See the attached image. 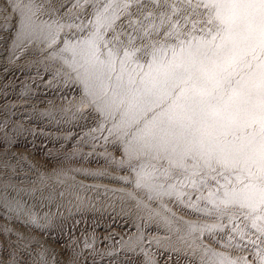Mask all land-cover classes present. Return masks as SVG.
<instances>
[{
    "label": "snow or ice",
    "instance_id": "snow-or-ice-1",
    "mask_svg": "<svg viewBox=\"0 0 264 264\" xmlns=\"http://www.w3.org/2000/svg\"><path fill=\"white\" fill-rule=\"evenodd\" d=\"M83 3L90 18L75 25L82 35L65 38L60 52L111 121L135 186L149 199L183 200L192 189L203 210L227 217L241 238L249 226L264 238V0ZM12 7L21 33L38 30L57 43L64 24L39 21L34 0ZM206 254L209 264H248ZM258 259L264 264V249Z\"/></svg>",
    "mask_w": 264,
    "mask_h": 264
},
{
    "label": "bare ground",
    "instance_id": "bare-ground-1",
    "mask_svg": "<svg viewBox=\"0 0 264 264\" xmlns=\"http://www.w3.org/2000/svg\"><path fill=\"white\" fill-rule=\"evenodd\" d=\"M60 1H62V0H60ZM59 0H34V3L36 4V5H38L39 6V11H38V17H39V21H42V22H47V23H49V24H51V23H53V22H57V23H60V24H64L65 25V27L63 28V30L62 31H60L59 32V39H58V41H57V43H49V41L43 36V35H41L40 33H39V31L37 30V31H29V32H25V33H21L20 32V26H19V17H18V13L13 9V7H12V4L14 3V0H0V5H2V7H4L5 6V8H6V10L5 11H8L9 13V17L11 16V18L10 19H8L7 18V16H8V14H7V16H6V18L8 19H2L1 17H3L4 18V16H2V14H4V13H1V12H3V11H1L0 13H1V15H0V68H4V69H7V70H10V68H11V63L12 64H14V68L15 67H17L16 66V64L17 65H21V67H23V69H24V66L26 67V66H29L30 64V66L32 67L33 65V63L34 64H36V65H38V66H41V68L42 69H45V68H47V70H48V73H50L51 74V72H52V74H53V78L51 77V76H49V79L46 77V85L48 86L49 84H47V82H48V80H50V78H52V79H54V78H56V80H60L58 83L59 84H61V82L63 83H66L67 85H68V83L70 82V83H72L73 85H75L80 91L79 92H81L83 95H81V96H84V97H82V98H84V99H87L86 101H88L89 100V102H90V98L89 97H87L86 95H85V93H84V88H83V85L79 82V80L76 78V75H75V73L68 67V65L65 63V58H67L68 56H69V54L68 53H61L60 52V49L63 47V43H62V41L65 39V38H68V39H76V38H79L81 35H82V33H80V31L78 30V28L77 27H75V25H79V23L81 22V21H83V19L82 18H79V17H77V16H80V14H79V12L81 13V10H76L77 12H78V14H75L74 13V10L73 9H71V7H73V6H75V5H77V0H71V2L69 3L70 5H71V7L69 6V4L67 3L66 5H68L67 6V8L69 9V10H65V9H63V10H65V12L64 11H61V9H60V12H59V14L61 13V12H64V14L63 15H59V14H57L58 12H57V8H58V6L59 5H63V4H65L63 1H62V4H60L61 2H60ZM70 1V0H69ZM69 1H67V2H69ZM83 0H79V3H81ZM83 3V2H82ZM90 4V3H89ZM82 5V4H81ZM1 7V8H2ZM66 7V6H65ZM64 6H63V8H65ZM79 8H80V6H78ZM60 8H61V6H60ZM75 8H77V6H75ZM59 9V8H58ZM1 10V9H0ZM134 10V9H133ZM4 11V12H5ZM91 12H92V8H91V10L89 11V17L88 18H85L84 19V21H86L87 19H89L90 18V14H91ZM7 13V12H6ZM5 13V14H6ZM4 14V15H5ZM69 24H71V25H74L73 27H67V25H69ZM7 31H10V32H8L7 33ZM84 34H86V33H84ZM40 55H42V56H40ZM44 55H46V56H48V59H46L45 57V62H42V60L43 59H40V57L42 58ZM11 62V63H10ZM36 65H34L35 66V68H36ZM29 66V67H30ZM33 66V67H34ZM55 66H60V67H62V68H64V69H66V72L64 73V70L62 69V70H55ZM20 67V66H19ZM18 67V68H19ZM20 67V68H21ZM26 68H28V67H26ZM25 68V69H26ZM37 68H39V67H37ZM54 68V69H53ZM3 69V71H5ZM25 69H24V71H25ZM29 70H30V68H28ZM34 69V68H33ZM15 70V69H14ZM19 70L21 71L22 69H18V72L17 73H20L19 72ZM28 70V71H29ZM3 71H2V69H0V73H3ZM12 71H13V69H12ZM28 71H27V69H26V73H28ZM32 71V70H31ZM30 71V72H31ZM42 71V70H41ZM49 71H51V72H49ZM6 72V71H5ZM29 72V73H30ZM7 73V72H6ZM10 73H11V71H10ZM13 73V72H12ZM15 74H16V72H14ZM13 73V75H15ZM22 73V72H21ZM25 73V76L26 75H28V74H26ZM35 73V72H34ZM41 73H43L42 75H45L44 74V71L43 72H41ZM47 73V72H46ZM47 73V74H48ZM23 74V73H22ZM54 74H56L55 76H54ZM2 75V74H1ZM6 75H8V74H6ZM10 75V74H9ZM30 76H31V73L29 74ZM41 75V74H40ZM41 75V76H42ZM17 76H18V74H17ZM21 76H23V75H20V77ZM37 76H38V73H37ZM47 76V75H46ZM3 77V76H2ZM32 77V76H31ZM34 77H35V75H34ZM34 77H32V78H34ZM40 77V76H39ZM45 77V76H44ZM2 79V81H3V78H1ZM23 78H21V80H22ZM45 79V78H44ZM36 80H37V77H36ZM35 78H34V83H35ZM41 80V79H40ZM40 80H38L40 83L42 82V81H40ZM16 81V80H15ZM18 81V80H17ZM54 81H55V79H54ZM53 81V82H54ZM1 82V81H0ZM19 82H21V83H19ZM19 84H22V81H20V79H19ZM37 82V81H36ZM43 82H45L44 80H43ZM51 81H49V83H50ZM4 83V81L2 82V84ZM24 83V82H23ZM31 83H32V81H31ZM30 83V81H29V83H28V87L29 86H32V87H34L32 84ZM33 83V84H34ZM55 83V82H54ZM54 83H52L51 82V84H53L52 85V87H53V90L55 89L54 88V85H55V87H56V84H54ZM58 83H57V86H58ZM69 83V84H70ZM5 84V83H4ZM42 84V83H41ZM45 84H43L44 85V87H46V89H41V90H43V91H45L46 90V92L48 91L47 89L49 88V87H47V86H45ZM72 84H70L72 87V89H74V87H73V85ZM0 85H1V83H0ZM10 84H8V87H10L11 85V87L13 88V84H11L10 86H9ZM14 85H15V82H14ZM17 85V84H16ZM23 85V84H22ZM36 86V85H35ZM39 86V85H38ZM37 86V87H38ZM51 86V85H50ZM60 86V85H59ZM62 86H64V84L62 85ZM0 87H4V85L2 86H0ZM6 87V86H5ZM16 87V86H15ZM15 87L13 88V89H15ZM17 87H20L21 89H19V90H21L22 91V86L20 85V86H17ZM23 87H24V85H23ZM26 87V86H25ZM36 87V88H37ZM41 87V86H40ZM40 87H38V88H40ZM61 87V86H60ZM60 87H58V89H57V91L55 92V94H58L59 92H60ZM70 87V86H69ZM30 88V87H29ZM51 88V87H50ZM77 88H75V89H77ZM17 89V88H16ZM31 89V88H30ZM25 90V92L27 91V88H25L24 89ZM33 90H35V88L33 89ZM33 90H28L30 93H31V91H33ZM37 90H39V93L41 92V90L40 89H37ZM50 90V93H51V89H49ZM56 90V89H55ZM62 90V89H61ZM6 91H8V88H7V90ZM6 91H4V92H6ZM9 91H10V88H9ZM43 91L41 92L43 95H45L46 94V92H44L43 93ZM66 91H68V89L66 88ZM15 92H16V94H17V91L15 90ZM15 92L14 93H12V94H14L15 95ZM19 92V91H18ZM25 92H23V94L21 93V92H19V93H21L22 95H24L25 94ZM53 92V91H52ZM74 92H76V91H74ZM78 92V90H77V92L76 93H79ZM30 93L28 94V96L30 97L31 95H30ZM33 93V92H32ZM31 93V94H32ZM38 94V92H36L35 91V94ZM54 93V92H53ZM72 94H74L73 93V91L71 92ZM6 93H4V95H5ZM9 94V93H8ZM47 94H49V93H47ZM52 94V93H51ZM68 94V92H66V95ZM70 94V93H69ZM80 94V93H79ZM79 94L78 95H76V97H78L79 96ZM40 95V94H39ZM58 95H60V94H58ZM64 95H65V93H64ZM71 95V94H70ZM70 95H68V96H70ZM11 96V95H10ZM26 96H27V92H26V94H25V97L24 96H22V97H19L18 98V101H12L11 103H13V104H11V108H14V109H21V108H23V109H26V107L30 104V102H32V100H27V98H29V97H27L26 98ZM32 96H34V93H33V95ZM38 96V95H37ZM36 95H35V97H37ZM41 96V95H40ZM46 96V95H45ZM45 96H43V97H41V98H39L38 97V99H39V101H38V103L39 102H42V101H40V99L41 100H43V98L45 97ZM51 97H53L52 95H50ZM50 96H48V97H50ZM62 96V95H61ZM60 96V97H61ZM67 96V97H68ZM72 96V95H71ZM75 96V95H74ZM81 96H79L80 98L79 99H81ZM3 97V96H2ZM4 97H7V94H6V96H4ZM59 97V96H58ZM73 97V96H72ZM71 97V98H72ZM24 98H26V99H24ZM34 98V97H33ZM32 98V99H33ZM45 98H47V97H45ZM54 98H56V96L54 97ZM53 98V99H54ZM64 98H66V97H64ZM70 98V99H71ZM3 99V98H2ZM6 100H7V98H5ZM37 99V98H36ZM56 99H58V98H56ZM61 99L62 100H60L59 102H56V104H55V101L53 102L54 104H52L50 101V103H51V105L46 109V108H44V105H43V107L42 108H44L43 110H44V113H45V115L46 116H48L49 118H51L52 120H53V118H57V121H59L58 120V117H59V115L61 114V116H60V118L63 116H68V118H67V120L66 119H64L63 120V118H62V121H69L68 119L71 117V118H74L73 120H74V122L76 121L75 119H76V117H79V118H83V119H85V121H83L84 123L85 122H91V120H92V122H95V124L97 125V127H96V125H95V128H93L94 127V125H93V127H91V128H93L92 130H94V129H96V128H98L99 129V131H97L95 134L97 135V133L98 134H100V136L102 135L103 137L104 136H110V140H111V138L112 139H114L115 141L114 142H117V144L120 146V148H121V151H122V153L120 154L119 153V151H120V149H119V151L118 152H116V153H118L119 155H122V157H121V159L123 158V160H121L122 162L123 161H125V159H124V152H123V147H122V144H121V142L114 136V135H112V134H110L109 133V131H108V129L109 128H111V126H112V124H111V121L110 120H106V119H104V117H102L101 116V114L97 111V109L95 108V106L92 104V103H90V106H88V105H86L85 103H82L83 101H84V99H83V101H82V99H81V101H80V103H78V101H73V100H67L66 101V99H65V101L63 102V98L61 97ZM69 99V98H68ZM73 99H75L74 97H73ZM35 100V99H34ZM34 100H33V102H34ZM48 100V99H47ZM50 100H52V98L50 99ZM59 100V99H58ZM75 100H78V99H75ZM29 101V102H28ZM44 101H45V99H44ZM32 102V103H33ZM36 102V101H35ZM34 102V104L36 105V103ZM48 102V103H49ZM28 103V105L26 106V104ZM45 103V102H44ZM35 105L33 106V104H31V106H33V111H35ZM46 105L48 106L49 104H47L46 103ZM46 106V107H47ZM25 107V108H24ZM38 108V107H37ZM36 108V109H37ZM40 108V107H39ZM45 109L47 110L46 112H45ZM28 110L29 111H31L30 110V108H28ZM43 110H42V112H43ZM37 111H39V110H37ZM26 114H27V109H26ZM36 112V111H35ZM34 112V113H35ZM34 113L32 114V115H34ZM39 113V112H38ZM37 112H36V117L38 116L37 114H38ZM41 113V112H40ZM43 113V114H44ZM29 114V113H28ZM27 114V115H28ZM43 114H41V116H39V117H42V115ZM63 114H65V115H63ZM31 115V114H30ZM31 115V116H32ZM40 115V114H39ZM28 117H30L29 115H28ZM34 116H32V118H33ZM45 117V116H44ZM47 117V119H49ZM38 118V117H37ZM46 118V117H45ZM45 118H44V120H45ZM55 118V119H56ZM66 118V117H65ZM79 118H77L78 120H80ZM41 119H43V118H41ZM50 119V120H51ZM39 120H40V118H39ZM82 120V119H81ZM43 121V120H42ZM42 121H40V122H42ZM54 121V120H53ZM52 121V122H53ZM57 121H55V122H53L54 123V125L56 124V122ZM39 122V121H38ZM39 122V123H40ZM48 122V121H47ZM47 122H45V124L47 123ZM60 123H61V121H59ZM71 122H72V119H71ZM91 122V123H92ZM44 122H42V124H43ZM53 123L52 124H50V122H49V124L50 125H53ZM64 123V122H63ZM77 123H78V121H77ZM76 123V124H77ZM83 123V124H84ZM42 124H40V125H42ZM48 124V123H47ZM46 124V125H47ZM62 124V123H61ZM61 124H60V126H61ZM67 124H69L70 125V123L69 122H67L65 125H67ZM75 124V123H74ZM75 124V125H76ZM80 124V123H79ZM79 124H77V127H79L78 125ZM82 124V123H81ZM80 124V125H81ZM82 124V125H83ZM39 125V126H40ZM57 125H58V128L60 129V128H62V127H59V124L57 123ZM73 125V124H72ZM92 125V124H91ZM102 125H103V127H102ZM68 126V125H67ZM85 126H90V125H86L85 124ZM41 128L43 127V128H45L44 126H40ZM46 127H48V125L46 126ZM51 127V126H50ZM69 127V126H68ZM70 127H72L71 125H70ZM76 127V126H75ZM74 126L72 127L73 128V130H74V128H75ZM76 127V128H77ZM81 127V126H80ZM53 128V127H52ZM55 128V127H54ZM53 128V129H54ZM56 128H57V126H56ZM57 128V129H58ZM63 128H64V126H63ZM71 128V129H72ZM82 128H84V127H82ZM81 128V129H82ZM91 128H89V129H91ZM69 129V128H68ZM78 129V128H77ZM48 130H51V128L50 129H48ZM56 130V129H55ZM73 130H71V131H73ZM88 130V128L86 129L85 128V131H87ZM58 131V130H57ZM76 131V130H75ZM78 131V130H77ZM76 131V132H77ZM79 131H80V128H79ZM84 131V132H85ZM90 131V130H89ZM74 132V131H73ZM80 132H82V131H80ZM79 132V133H80ZM84 132L83 133H81V134H84ZM101 132V133H100ZM57 133V132H56ZM56 133H54V135L56 134ZM60 133V132H59ZM87 133H88V131H87ZM86 133V134H87ZM63 134V133H62ZM61 133H60V138L61 137H63V135H62ZM95 134H94V136H95ZM51 135L53 136V133H51ZM75 135H77V134H75ZM42 136V135H41ZM46 136H48V134H46ZM46 136L44 137V138H46ZM50 136V135H49ZM52 136H50V137H52ZM56 137H57V134L55 135ZM55 136H53L52 138H50V140L51 139H53ZM65 136V135H64ZM68 137H70L69 135H67ZM72 137H73V135H71ZM80 136V135H79ZM89 136V135H88ZM90 136H92V135H90ZM94 136H92L93 138H94ZM107 136V137H108ZM39 137V136H38ZM43 137H41V138H43ZM67 137V138H68ZM83 137H87L86 135H81V138H83ZM44 138H43V140H44ZM59 138V139H60ZM79 139V140H77V138L75 139V138H73L75 141L74 142H76V141H78L77 142V145H80V144H78L79 143V141L81 140H83V139ZM90 138V137H89ZM88 138V140H89V142H91V140ZM93 138H92V140H93ZM98 138H100V137H98ZM97 138V136H96V139H98ZM47 139V138H46ZM48 139H49V137H48ZM47 139V140H48ZM55 139V141H58V138H54ZM54 139L52 140L53 142H54ZM63 139V138H62ZM64 139H66L65 137H64ZM85 139V138H84ZM95 139V138H94ZM105 139V138H104ZM108 139V138H107ZM106 139V140H107ZM31 140H32V138H31ZM33 140H35V139H33ZM46 140V141H47ZM67 141L68 140H70V138H68V139H66ZM103 140V139H102ZM109 140V141H110ZM36 141V140H35ZM37 141H38V138H37ZM40 141V140H39ZM45 141V140H44ZM43 141V142H44ZM46 141H45V143H46ZM63 141V140H62ZM61 141V142H62ZM65 141V140H64ZM71 141H72V139H71ZM84 141V140H83ZM82 141V142H83ZM104 141V140H103ZM103 141H100L101 142V144L103 145ZM108 140H107V143L109 142ZM111 141H113V140H111ZM110 141V142H111ZM50 142V141H49ZM48 142V143H49ZM59 142V141H58ZM73 142V143H74ZM85 142V143H84ZM83 143L84 144H86V140L84 141ZM93 142V141H92ZM91 142V143H92ZM105 142V141H104ZM109 142V143H110ZM113 142V143H114ZM35 143V142H34ZM40 143H41V141H40ZM47 143V144H48ZM60 143V142H59ZM64 143V142H63ZM62 143V144H63ZM66 143V142H65ZM82 143V144H83ZM90 143V144H91ZM97 143V142H96ZM96 143H94L93 145H95ZM99 143V142H98ZM97 143V145H99ZM112 143V142H111ZM112 143V144H113ZM36 144H38V142H36ZM51 144H54L55 145V143H50L49 144V146L51 145ZM57 144V143H56ZM62 144L60 145L59 144V146L61 147L62 146ZM69 144H71V143H69ZM76 144V143H75ZM83 144V145H84ZM111 144V145H112ZM115 144V143H114ZM31 145H34L33 144V142H32V144ZM40 145V144H39ZM42 145V144H41ZM63 145H65V144H63ZM77 145H75V147L77 146ZM82 145V146H83ZM92 145V146H93ZM105 145H107V144H105ZM116 145V144H115ZM114 145V146H115ZM38 146V145H37ZM48 146V145H47ZM58 145L56 146V148H58L59 147ZM71 146L73 147V144H71ZM71 146H69V145H67L66 147L68 148V147H71ZM96 146V145H95ZM100 146V145H99ZM117 146V145H116ZM51 147V146H50ZM71 147V148H72ZM80 148H82L81 146H79ZM86 147H87V144H86ZM94 147V146H93ZM98 147V146H97ZM101 147V146H100ZM107 147H110V145L108 146L107 145ZM30 148H31V146H30ZM40 148H41V146H40ZM55 148V149H56ZM63 148V147H62ZM71 148H69V149H71ZM85 148V147H84ZM89 148H91V147H89ZM113 148V147H112ZM117 148V147H116ZM34 149V151H35V148H33ZM54 149V150H55ZM61 149V148H60ZM64 149H65V147H64ZM73 149V148H72ZM77 147L76 148H74L73 150H75L76 151V153H77ZM91 149H96L95 147L94 148H91ZM103 149H104V147H103ZM103 149L101 148V150L103 151ZM105 149H106V146H105ZM104 149V150H105ZM118 149V148H117ZM53 149H51V151H52ZM53 150V151H54ZM57 150V149H56ZM55 150V151H56ZM59 150V149H58ZM79 150V149H78ZM82 150V149H81ZM84 150H86V148L84 149ZM83 150V151H84ZM94 150H92V152L94 151ZM97 150V149H96ZM31 151H32V149H31ZM38 151V150H37ZM36 151V152H37ZM52 151V152H53ZM55 151H54V153H55ZM66 151L68 152L69 150L68 149H66ZM82 151V152H83ZM89 151H91L90 149H89ZM100 151V150H99ZM106 151V150H105ZM108 151V150H107ZM114 150L112 149L111 150V152H113ZM117 151V150H116ZM17 152V151H16ZM61 152V154H62V150L60 151ZM71 152H72V150H71ZM95 152V151H94ZM111 152H107V155H105L106 153L105 152H103V153H105V154H103V156L105 155L106 157L108 156V153H111ZM115 152V151H114ZM114 152L113 153H111V156H112V154H114ZM32 153H33V151H32ZM31 153V154H32ZM57 153V152H56ZM65 153V152H64ZM73 154L75 153V152H72ZM71 153V154H72ZM75 153V154H76ZM85 153L86 152H84V153H82V155L84 154L85 155ZM87 153H90V152H88L87 151ZM15 154V153H14ZM16 154H18V153H16ZM60 153H58V155H61ZM67 153H65V155H66ZM73 154H72V157H73ZM75 154H74V156H75ZM78 154L79 153H77V156H78ZM91 154H93V153H91ZM94 154H96V153H94ZM100 154V153H99ZM19 155H21L20 153H19ZM33 155V154H32ZM53 158H54V154L52 155V154H50ZM63 155V154H62ZM79 155H81V154H79ZM15 156V159L16 158H18L19 156L18 155H14ZM16 156H18V157H16ZM22 156V155H21ZM29 156V155H28ZM55 156H57L56 154H55ZM86 156V155H85ZM84 156V157H85ZM94 156V155H93ZM110 156V155H109ZM27 157V156H26ZM25 157V158H26ZM32 157V156H31ZM30 157V158H31ZM52 157H50L49 156V159H50V161H51V159H52ZM59 157V156H58ZM64 157H67V155L66 156H63V157H59V158H64ZM68 157H71L70 155L68 156ZM71 157V158H72ZM84 157H81V158H84ZM90 158H91V156H89ZM98 157V159H99V156H97ZM113 157V158H112ZM112 157H109L110 159L109 160H111V158L112 159H114V157L116 158V155L115 156H112ZM118 158H119V156H117ZM20 158H22V159H25L24 158V156L23 157H20ZM29 157H27V159H28ZM48 158V157H47ZM59 158H57V159H59ZM93 158V157H92ZM118 158H116V160L118 159ZM27 159H25V160H27ZM34 159V158H33ZM66 159V158H65ZM65 159H64V161L63 162H65ZM75 159V158H74ZM79 160H81L80 159V156H79V158H78ZM78 159L76 160V161H78ZM86 159H88V158H86ZM95 159V158H94ZM94 159H92V160H94ZM101 159V158H100ZM106 160H104L103 162H104V166H106L105 167V169L106 168H108L107 166H110L108 163H105V161H107V159L108 158H105ZM34 160H36V158L34 159ZM52 160H54V159H52ZM60 160V161H61ZM75 160H73V161H75ZM83 160V159H82ZM89 160V159H88ZM17 161V160H16ZM20 162H21V160H19ZM18 161V162H19ZM23 161V160H22ZM30 160H28V162H29ZM39 161V160H38ZM46 161H48L47 159H46ZM55 161V160H54ZM57 161V160H56ZM60 161H57L58 163H60ZM68 160H66V162H67ZM70 161V160H69ZM72 161V160H71ZM75 161V162H76ZM90 161V160H89ZM89 161H85V164L87 163V162H89ZM98 161V160H97ZM97 161H96V163H97ZM114 161H115V159H114ZM119 161V160H118ZM27 162V163H28ZM30 162H32V160L30 161ZM35 162H37V161H35ZM34 162V163H35ZM51 162H53V161H51ZM65 162V163H66ZM80 162H84V161H80ZM91 162V161H90ZM92 162H94V161H92ZM101 162H102V160H101ZM101 162H99L100 163V165L102 164ZM112 162V161H111ZM122 162H120L119 164L121 165V163ZM25 163H26V161H25ZM34 163H33V165H34ZM39 163V162H38ZM38 163L36 164L35 163V165L34 166H32V164L30 165V166H32L28 171L27 170H25L24 169V167H26L25 166V164H23V162H22V164L24 165L23 166V169L25 170H21V171H18V170H16L17 169V167H15V169H13V171L12 172H10V173H8V172H0V213H2V214H0V215H3V216H5V220L7 221H10V222H12V223H14V224H16L17 223V225L19 224L18 222H20V223H22V224H20V225H24V226H26V228H30V226H35V227H38L39 229H40V231L42 232L43 230L40 228L41 226H39V225H42L43 223H47V224H52L51 226L53 227V222L55 223V222H57L58 220H61V219H70L71 220V218H74V217H76V218H74L75 219V221H76V219L77 218H79V219H81L82 221H83V218L86 216V218L87 217H91L92 215H93V213H95V212H97V211H99V210H101L102 212V215L101 216H103V215H105L106 217H105V219H108V218H110L109 220L111 221H109V226H104V225H102L103 227H101L100 225H99V227H101V229H107V228H109V230L111 229H113V227L115 226V225H117V222L114 220V218H116V215L118 214V215H121V214H123V216L124 217H126L125 215H124V212H127V213H131V215H128V216H131V217H129V218H131L132 219V221L134 222V223H132L131 222V220H130V222H128V219H125V218H123L122 217V215H121V218H123L122 219V223H121V221H120V217H119V222L122 224V225H125L126 227H124L123 226V228L124 229H128V228H131V224H132V226H133V230L135 231V232H133V230H131L130 229V231L131 232H133V236H130V235H132V233L130 232V233H126L127 234V238H126V240L128 241V242H130L129 244H128V242H127V249H128V247H133V248H135L136 246V249L138 248V244H139V246L140 245H144L145 244V240L147 239V240H149L150 242H153V240L156 238H152V236L154 237V232L155 231H153V230H151V228L152 227H155L156 225H157V227H156V231H158V232H160L161 234L158 236V235H156V236H158L159 237V239L161 238L162 239V242L160 243V245L163 243L164 245L165 244H171V245H169L170 247H172V249H174L175 248V246H177L174 250H173V253H172V256H173V254H174V256H175V254L177 255V252H175V250L177 249V248H181V249H183V250H181V251H187L188 253L190 252V253H192V255H193V253L197 256V257H199L200 259H198L197 257H195V255H193V257H192V255L191 254H189V255H191V256H189V257H191V258H197L199 261L198 262H201L200 260H202L203 259V261L205 262V264H209V260H210V256L208 255V254H206V247H203L202 246V241H201V243L199 242L200 241V238L198 237L199 236V233L195 230V229H193L192 228V226L193 225H195V222L193 221V219L191 220L190 219V221L188 220L190 217H188L187 216V218H185L186 217V215H185V213H184V215H185V217L183 218V216H180L179 214H183V212L182 213H179V214H177L176 215V211L174 212L173 210H171L170 208H172V206L170 207L169 205H171L172 203H174V202H176V201H171V204H169L168 202L171 200V197L170 196H162V197H156L154 194H153V198L152 199H149V192L147 191V189H145V188H137L136 186H135V173L132 171V169L131 168H129L128 166V168H129V171H128V169L126 170V171H128L129 173H131V180H129L130 182H128L127 183V179L125 178V177H119L118 178V180H121L122 181V183H127V184H121V182L120 183H114V182H107V181H104L103 179H105L106 180V178H107V180L109 181V178L108 177H106V176H110V177H113V175H114V177H115V174L114 173H111V172H103V170L102 171H100V169H99V167H101V166H99L98 167V165H99V163H97L98 165L95 167V168H89V166H88V163H87V166H88V168H84L85 166H83V169L81 170H77V171H75V167L73 166L72 167V169L74 168V170H70L71 169V167H69L68 168V166H67V168H68V170H70V171H66V169H64V168H66V165H67V163L65 164V167H63L62 168V164H59L60 166H61V168H62V170L61 169H57L58 167H60V166H58L57 168H55V169H49L48 167H49V165L47 164V162L45 163V165L47 164L48 166L45 168L44 167V164H42V162L41 163H39V164H42L43 166L42 167H40L41 165H38ZM44 163V162H43ZM54 164H55V162H53ZM110 163V162H109ZM125 163V162H124ZM28 164H30V163H28ZM52 164V163H51ZM57 164V163H56ZM70 164V162L68 163V165ZM80 164H83V163H80ZM90 164V163H89ZM108 164V165H107ZM111 164V163H110ZM58 165V164H57ZM72 165H75L74 163L72 164ZM91 165V164H90ZM94 165V164H93ZM103 165V164H102ZM112 165V164H111ZM114 165V164H113ZM115 165H116V162H115ZM117 165H118V163H117ZM116 165V166H117ZM126 165V164H125ZM30 166H27V167H30ZM39 166V167H38ZM52 166V165H51ZM64 166V165H63ZM76 166V165H75ZM78 166V165H77ZM81 166V165H80ZM115 166V167H116ZM123 166H124V164H123ZM22 167V166H21ZM20 167V168H21ZM44 167V168H43ZM53 167V166H52ZM90 167H94V166H90ZM118 167H119V165H118ZM78 168V167H77ZM76 168V169H77ZM81 168V167H80ZM121 169L122 168H124V167H120ZM22 169V168H21ZM99 169V170H98ZM104 169V170H105ZM109 169H111V167L109 168ZM20 170V169H19ZM108 169H106V171H107ZM27 171V172H26ZM110 171V170H109ZM114 171V170H113ZM112 171V172H113ZM122 171V170H121ZM106 175V176H105ZM121 175V174H120ZM117 176V175H116ZM129 176V175H128ZM102 177V179H100ZM113 177V178H114ZM127 177V176H126ZM113 178H112V180H113ZM126 180H125V179ZM130 179V178H129ZM111 180V179H110ZM111 180V181H112ZM114 180H115V178H114ZM116 181H117V179H116ZM118 182V181H117ZM119 184H121V185H119ZM186 190H189V191H193V190H190V189H186ZM185 190V191H186ZM189 191H186V192H189ZM195 193V192H194ZM193 193V194H194ZM189 196H191L192 197V195H188L187 197L189 198ZM198 196V195H197ZM173 198H175V197H172V199ZM184 199V198H183ZM186 199V198H185ZM184 199V200H185ZM193 198H191V200H192ZM175 200H177L176 198H175ZM184 200L183 201H181V200H178V201H181V202H179V204L181 203V205H180V207L181 206H183L182 204V202H184ZM190 200V201H191ZM194 200V199H193ZM192 200V201H193ZM195 200L197 201V199H196V197H195ZM194 200V201H195ZM177 201V202H178ZM186 201H188V200H186ZM186 201H185V203L184 204H186ZM201 202V201H200ZM187 203H189V202H187ZM173 206L175 205V203L174 204H172ZM178 205V204H177ZM187 205V204H186ZM170 207V208H169ZM177 207V206H176ZM175 208V207H174ZM173 208V209H174ZM182 209H183V207H181ZM175 209H177V208H175ZM184 209H185V207H184ZM178 210V209H177ZM185 210H187V209H185ZM179 212V211H178ZM5 213V214H4ZM98 213V212H97ZM112 213H114V214H116L115 216H114V218H112V216L111 217H109L110 215ZM119 213H121V214H119ZM186 214H187V212H186ZM88 215V216H87ZM80 216V217H79ZM83 218H82V217ZM97 216H100V215H97ZM100 216V217H101ZM127 216V217H128ZM2 217V216H1ZM104 217V216H103ZM108 217V218H107ZM86 218H84L85 219V222H86ZM112 218V219H111ZM1 219V218H0ZM68 219V220H69ZM88 219V221L90 220V221H92L91 220V218L89 219V218H87ZM94 219V218H93ZM95 219H96V217H95ZM93 220V221H96V220ZM104 219V220H105ZM187 219V220H186ZM1 220H3L1 223H6V221H4V219H1ZM67 220V221H68ZM69 220V221H70ZM103 220V221H104ZM117 220V219H116ZM64 220H62V222H63ZM74 221V220H73ZM107 221V224H108V220H106ZM193 221V222H192ZM60 221H58L57 223H59ZM65 222V221H64ZM79 222V223H78ZM84 222V223H85ZM97 222H98V220H97ZM105 222V221H104ZM119 222H118V224H119ZM68 223H70V222H68ZM72 223V222H71ZM75 223V222H74ZM74 223H72L71 225L72 226H74ZM82 224V222L80 221V220H78L77 219V221H76V231H77V233H79V235H77L75 232V234H76V238H74L73 236V238H74V240H75V243H73V244H75L74 245V247L72 248V250H70L68 247H66V248H64V246H63V244L64 243H62V245L61 246H58V243H57V245H56V243L54 244V245H56V246H54V247H56L55 249L53 248V246H51V245H49L48 244V242H46V241H44L43 239H42V237H40V235H36L34 232L32 233V232H29L30 230H28V229H26L27 231V233H25V229L23 230V229H21L20 231H24V233L25 234H22V238L23 239H21L22 241L24 240L25 241V243H22L21 242V240H20V238L19 237H21V235L19 236L18 234H16L15 236H13V237H16L17 235L19 236L18 238H19V240H20V245H21V248L23 249H25V250H27L28 251V253H32L33 254V256L32 257H34L37 261H38V263L39 264H92V262L94 261H92L91 259H93L92 257H91V259L89 260L88 259V257L86 256V254H88V252H87V250H86V252H84L85 250H84V246H86L87 245V248H89L90 249V247L89 246H91L90 244H94V238H95V236H94V234L92 233V224H93V222H92V224H91V227H86V225L85 224ZM100 223H103L102 221L100 222ZM130 223V224H129ZM7 224V223H6ZM46 224V225H47ZM61 223H59L58 225H60ZM66 224H67V222H66ZM86 224H88L89 225V223H86ZM96 224H98V223H96ZM104 224V223H103ZM106 224V223H105ZM120 224V226H122ZM135 226H134V225ZM3 224H1V226H2ZM54 225H57V224H54ZM63 225H65V224H63ZM94 225V224H93ZM5 228L8 226V224H7V226H5V224L3 225ZM2 226V227H3ZM19 226V225H18ZM44 226V225H43ZM49 226V225H48ZM47 226V227H48ZM66 226V225H65ZM97 226V225H96ZM94 227V228H97V227ZM119 226V225H118ZM161 227L160 229L158 228V227ZM9 227H12V226H9ZM23 227V226H22ZM31 227V228H32ZM50 227V226H49ZM58 227V226H57ZM67 227V226H66ZM98 227V228H99ZM111 227V228H110ZM4 228V229H5ZM21 227H19V229H20ZM54 229H55V227H53ZM59 228H61V225H60V227H58L57 229H59ZM63 228H65V227H63ZM68 228V227H67ZM69 228H70V225H69ZM72 228H74V227H72ZM91 230H90V229ZM157 228L159 229V230H157ZM4 229H0V230H4ZM33 229V228H32ZM45 229H46V226H45ZM48 229V228H47ZM50 229V228H49ZM56 229V230H57ZM100 229V230H101ZM115 229H117V228H114L113 229V232L115 231ZM121 229V228H120ZM249 229V228H248ZM252 228L250 227V230H251ZM14 230V229H13ZM12 230V231H13ZM53 229H51L50 231H52ZM56 230H55V232H56ZM61 230H63V229H61ZM65 231H66V229H64ZM70 230V229H69ZM68 230V231H69ZM98 230V229H97ZM109 230H107V232L109 231ZM110 230V231H111ZM118 230V229H117ZM121 230H123V229H121ZM120 230V231H121ZM6 232L7 231H11L10 229H8V228H6V230H5ZM15 231V230H14ZM33 231V230H32ZM36 231V230H35ZM45 231V230H44ZM60 230H58L56 233L58 234V232H59ZM65 231H63L64 233H65ZM70 231H73V229H71ZM103 231V230H102ZM109 231V232H110ZM125 232H127L126 230H124ZM129 231V230H128ZM152 231H153V233H152ZM254 231V230H253ZM105 232H106V230H105ZM105 232H103L104 234H105ZM108 232V234H110V233H112V234H110V235H112L113 236V238L112 239H114V238H119V233L118 232H110L109 233ZM121 232H123V231H121ZM125 232H124V236L126 237V235H125ZM149 232H151V234L149 233ZM0 233H1V231H0ZM3 233V234H2ZM1 234L2 235H4L5 236V234H4V232H2ZM10 233V235H12L11 234V232H9ZM12 233H15V232H12ZM51 233H53V232H51ZM55 233V234H56ZM60 233H61V231H60ZM68 233L69 232H67V235H68ZM100 233H101V231H100ZM1 234H0V236H1ZM8 234V233H7ZM43 234V233H42ZM54 234V235H55ZM63 234V233H62ZM128 234H130V235H128ZM149 234H150V236H149ZM157 234V233H156ZM159 234V233H158ZM46 235V234H45ZM47 235H49L48 233H47ZM71 235H73V234H71L70 233V235L68 236L69 238H70V236ZM98 235H99V230H98ZM107 235V234H106ZM110 235H108L109 237H112V236H110ZM145 235V236H144ZM147 235H148V237H147ZM152 235V236H151ZM8 236H9V234H8ZM49 236H51V235H49ZM56 236V235H55ZM66 236V235H65ZM94 236V237H93ZM107 236V237H108ZM131 238H130V237ZM13 237H11L12 239H14ZM47 237V236H46ZM52 237V236H51ZM54 237V236H53ZM59 237V236H58ZM58 237L57 238H55V239H58ZM67 237V236H66ZM65 237V238H66ZM99 237H102V236H99ZM103 237H105L104 235H103ZM103 237L102 238H99L98 240H99V242L101 241L100 239H103ZM108 237V238H109ZM125 237L123 238V240L125 239ZM146 237V239H144ZM1 238V237H0ZM10 238V237H9ZM11 238H10V240H11ZM62 238V237H61ZM64 238V237H63ZM73 238L71 239V240H73ZM117 238V239H118ZM121 243H122V235H121ZM128 238H130L129 240H128ZM3 239H4V237H3ZM3 239L1 238L0 240H2L3 241ZM69 239V240H70ZM96 239V238H95ZM117 239L115 240V241H117ZM140 239H142V241H143V239H144V242H140ZM161 239H160V241H161ZM6 240V238L4 239V241ZM7 240H9V239H7ZM9 240V241H10ZM46 240H48V239H46ZM59 240V239H58ZM66 240V239H65ZM69 240H67V242L69 243L70 241ZM97 240V239H96ZM98 240H97V243L96 244H98ZM104 240V239H103ZM102 240V241H103ZM105 240H106V237H105ZM110 240V241H109ZM156 240H158V239H156ZM8 241V242H9ZM16 241H17V239H16ZM64 241V240H63ZM108 241L109 242H113V240H111L110 238L108 239ZM107 241V242H108ZM114 241V242H115ZM159 241V240H158ZM62 242V241H61ZM93 242V243H92ZM111 242V243H112ZM125 242V243H126ZM139 242V243H138ZM157 242V241H156ZM2 242H0V245H2L1 244ZM12 244V242H9V244ZM17 243H19V242H17ZM51 243H53L52 241H51ZM67 243V244H68ZM116 243V242H115ZM118 243H119V241H118ZM121 243H119V244H121ZM125 243H122V244H125ZM140 243H142V244H140ZM158 243V242H157ZM60 244V243H59ZM103 244H104V242H103ZM117 244V243H116ZM151 244V243H150ZM153 244H156L155 243V241H154V243ZM174 245V247H173V245ZM4 245V244H3ZM2 245V246H3ZM65 245V244H64ZM70 245H72L71 243H70ZM89 245V246H88ZM99 245V244H98ZM101 245H102V243H101ZM109 245V244H108ZM118 245V244H117ZM116 245V246H117ZM158 245H159V243H158ZM157 245V246H158ZM160 245H159V247H160ZM167 245V246H168ZM8 246V245H7ZM7 246H6V248H7ZM13 246V244L11 245V247ZM66 246V245H65ZM69 246V245H68ZM103 246V245H102ZM107 246V245H106ZM112 246H114L113 244H112ZM116 246H115V248H116ZM119 246H122V245H119ZM145 246V245H144ZM144 246L142 247V248H144ZM147 246H148V244H147ZM152 246V245H151ZM154 246H156V245H153V247ZM166 245H165V247H167ZM206 246V245H205ZM253 246V245H252ZM70 247H72V246H70ZM92 248H93V246H91ZM95 247V246H94ZM98 247V246H97ZM96 247V248H97ZM100 247V246H99ZM98 247V248H99ZM110 248H108V250L109 249H111L112 250V248H111V244H110V246H109ZM124 247H126V246H124ZM124 247H121V248H124ZM141 247V246H140ZM146 247V246H145ZM162 247H163V245H162ZM208 247V246H207ZM251 247V246H250ZM9 248V247H8ZM20 248V249H21ZM69 250H68V249ZM82 248V249H81ZM86 247H85V249H87ZM132 248V250H134ZM142 248H138L139 250H141ZM147 248H151L150 247V245H149V247H147ZM146 248V249H147ZM157 248V247H156ZM164 248V247H163ZM206 248V249H205ZM1 249V248H0ZM5 249V248H4ZM22 249H21V253H22ZM88 249V250H89ZM104 250V248H101V250ZM114 249V248H113ZM120 249V248H119ZM125 249V248H124ZM127 249H125V250H127ZM130 249V248H129ZM135 249V250H136ZM137 249V250H138ZM145 249V248H144ZM142 250V251H145V250ZM153 249H155V247L154 248H151L150 250H148V251H151L152 250V253H153ZM169 249V252L170 251H172V249L170 250V248H168ZM251 249V248H250ZM252 249H254V247L252 248ZM251 249V250H252ZM259 248H257L256 250H258ZM19 250V249H18ZM24 250V251H25ZM81 250L83 251V254L82 255H80L81 254ZM99 250H100V248H99ZM98 250V251H99ZM100 250V252H102ZM106 250H107V247H106ZM106 250H104V252L106 251ZM110 250V251H111ZM116 250V252L114 251V253H115V256H116V254H118V250H117V248L115 249ZM124 250V251H125ZM131 250V249H130ZM131 250V251H132ZM136 250V251H137ZM138 250V251H139ZM210 250H213V249H210ZM255 250V249H254ZM255 250V251H256ZM260 250V249H259ZM258 250V251H259ZM10 251V250H9ZM20 251V250H19ZM89 251H91V250H89ZM97 251V250H96ZM119 251H121V250H119ZM156 251V250H155ZM158 251V250H157ZM167 251V250H166ZM176 251H178L179 252V250L177 249ZM12 252V251H11ZM113 251H111V253H112ZM123 252V251H122ZM121 252V256L123 255V253ZM132 252H135V251H132ZM140 252L141 251H139V255H140ZM175 252V253H174ZM187 252H184L183 254H185V253H187ZM215 252H216V250H215ZM217 252H219V251H217ZM24 254H22V255H26V253L25 252H23ZM91 253H95V251L94 252H90V254ZM97 253H99V252H97ZM106 253H110V252H105V254ZM110 253V254H111ZM126 253V252H125ZM137 253V252H136ZM147 254L145 255V256H147L148 255V252H146ZM158 253V252H157ZM166 253V252H165ZM181 253V252H180ZM180 253H178V254H180ZM253 253H255V252H253ZM12 254V253H11ZM96 254V253H95ZM94 254V255H95ZM101 254V253H100ZM108 254H106V255H108ZM109 254V255H110ZM127 254V253H126ZM130 254V253H129ZM133 254V253H132ZM145 254V253H144ZM143 254V255H144ZM151 254V253H150ZM149 254V255H150ZM159 254V253H158ZM169 254V253H168ZM171 254V253H170ZM249 254V253H248ZM256 255H257V253H255ZM79 255H80V258H79ZM92 255V254H91ZM102 255H103V252H102ZM102 255H100L99 256V254H98V256L101 258V256ZM108 255V256H109ZM137 255V254H136ZM151 255H153V254H151ZM162 255V254H161ZM161 255H160V257H161ZM167 255V254H166ZM181 256H182V253L180 254ZM185 255H187V254H185ZM90 256V255H89ZM93 256V255H92ZM96 256V255H95ZM95 256H94V259H95ZM114 255H110V257H113ZM118 257L116 258H114V261H115V259H120L121 258V256H119V255H117ZM129 256V255H128ZM132 256V255H131ZM170 256V255H169ZM173 256V257H174ZM18 257H19V255H18ZM21 257V256H20ZM29 257V256H28ZM110 257H107L108 259L110 258ZM120 257V258H119ZM125 257V256H124ZM133 257V256H132ZM132 257H130V259L132 258ZM143 258H145L144 256H142ZM154 259H153V258ZM151 258L153 259V260H155V261H153V263H151V264H156L157 263V258H156V256L154 257V256H152ZM158 257V256H157ZM164 257H165V255H164ZM177 257H178V255H177ZM176 257V258H177ZM26 258V257H25ZM24 258V259H25ZM97 258V257H96ZM123 258V257H122ZM147 258H149V259H147V260H150L151 261V259H150V256L148 257L147 256ZM159 258V257H158ZM175 258V257H174ZM183 258V257H182ZM235 258V257H234ZM29 259H32V258H29ZM28 258L26 259V260H29ZM34 259V260H35ZM102 259V258H101ZM104 259H105V257H104ZM105 259V260H107V261H109V263L111 262V261H113L112 260V258L111 259ZM126 259H127V256H126ZM133 259H135V258H133ZM139 259V258H138ZM138 259H135L136 261L138 260ZM190 259V258H189ZM196 259V260H197ZM33 259L32 260H30L29 262H32V261H34ZM103 260V259H102ZM123 260V259H122ZM122 260H120V262L119 263H122L121 261ZM124 260H125V258H124ZM142 260H146V259H142ZM159 260V259H158ZM181 260H183V259H181ZM181 260H180V262H181ZM237 261H238V259H236ZM100 261V260H99ZM104 261V260H103ZM113 261V262H114ZM127 261V263H128V261L129 260H126ZM126 261H124V262H126ZM131 261H134V260H132L131 259ZM161 261V260H160ZM176 261H177V259H176ZM187 261H189V260H187ZM192 261H193V259H192ZM195 261V260H194ZM193 261V262H194ZM240 261V260H239ZM36 262V261H35ZM102 262V261H101ZM104 262H106V261H104ZM117 262V261H116ZM123 262V263H124ZM130 262V261H129ZM135 262V261H134ZM138 262V261H137ZM146 262V261H145ZM152 262V261H151ZM156 262V263H155ZM163 262H165V261H163ZM185 262V261H184ZM183 262V263H184ZM191 262V261H190ZM190 262L189 263H187V264H190ZM34 263V262H33ZM33 263H31V264H33ZM37 263V262H36ZM35 263V264H36ZM37 263V264H38ZM94 263V262H93ZM98 263V262H97ZM100 263V262H99ZM143 263V262H142ZM147 263V262H146ZM148 263H150V262H148ZM195 263H197V261L195 262ZM102 264V263H101ZM105 264H108L107 262L105 263ZM116 264V263H115ZM118 264V263H117ZM129 264V263H128ZM134 264V263H133ZM157 264H159V262L157 263ZM160 264H163V263H160ZM165 264H166V262H165ZM185 264H186V262H185ZM192 264V263H191ZM199 264V263H198ZM202 264H203V262H202Z\"/></svg>",
    "mask_w": 264,
    "mask_h": 264
},
{
    "label": "rangeland",
    "instance_id": "rangeland-1",
    "mask_svg": "<svg viewBox=\"0 0 264 264\" xmlns=\"http://www.w3.org/2000/svg\"><path fill=\"white\" fill-rule=\"evenodd\" d=\"M60 1V0H59ZM65 4H63V5H59L58 6V8H57V14H59V12H60V9H61V11H64L65 12V10L67 9V10H69L68 8H67V6L68 5H66L67 3L69 4L70 2H71V0L69 1V0H62ZM62 1H60L61 3L60 4H62ZM67 1H69V2H67ZM83 2V1H82ZM80 3V4H82V6H80V8L77 6V8H75V6H73V7H71V5L69 4V6L71 7V9H75L74 10V13L75 14H78V12L76 11V10H81V13L79 12V14H80V16H77V17H79V18H82L83 19V21H84V19L85 18H88L89 17V11L91 10V6H90V4H87V5H85L84 3ZM60 6H61V8H60ZM63 6L65 7V8H63ZM2 5H0V12L1 11H5L6 10V8H5V6L4 7H2ZM63 9H65V10H63ZM1 12V13H6L5 15L4 14H2V16H4V18L3 17H1L2 19H10L11 18V16L9 17V12L8 11H5V12ZM64 12H61L60 14L61 15H63L64 14ZM1 13H0V15H1ZM9 13V14H8ZM7 14H8V16H7ZM59 14V15H60ZM11 15V14H10ZM6 16H7V18H6ZM7 19V20H8ZM79 24H81V22L79 23ZM8 32H10V31H7V33ZM40 56H42V55H40ZM46 59H48V56H46V55H44L42 58L40 57V59H43L42 60V62H45V58ZM45 59V60H44ZM11 63V62H10ZM31 65V64H30ZM29 65V66H30ZM33 66L34 65H36V64H32ZM16 66L17 67H15L14 68V64H12L11 63V68H10V70H7V69H4V68H0V69H2V71H3V69L7 72H5V71H3V73H0V83H1V85L3 86L4 85V87H0V172H8V173H10V172H12L13 171V169H15V167H17V169L16 170H18V171H21V170H29L32 166H34L35 165V163L37 164L38 162L39 163H41L42 162V164H44V167L46 168L48 165H49V169H55V168H57L58 166H60L59 164H62L61 166H62V168L63 167H65V164L67 163V165H66V168H64V169H66V171H72V170H74V168L72 169V167L74 166L75 167V171H77L78 169L80 170H82L83 169V166H85L84 168H88V166H89V168H95L98 164L97 163H99V162H101V160H102V164L100 165V163H99V165H98V167L99 166H101V167H99V169L101 168L102 170H103V172L105 171V172H111V173H114L115 174V177H114V175H113V177L115 178V180H114V178L113 177H110V176H106V177H108L109 178V181L107 180V178H106V180L105 179H103L104 181H107V182H114V183H120L121 182V184L123 185V184H127L128 182H130L129 180H131V173H129L130 171H129V166L127 165L128 163L126 162V161H121V160H123V158L121 159V157H122V155H119L118 153H116V152H118L119 151V149H120V151H119V153L121 152L122 153V151H121V148H120V146L117 144V142H114L115 140L114 139H112L111 138V140H113V141H111L110 140V136H100V134H98L97 133V135L95 134L97 131H99V129L98 128H96V129H94V130H92L93 128H95V122H92V120H91V122L89 121V122H83V121H85V119H83L82 117L81 118H79V117H76V121L74 122V118H69L68 120L69 121H66L67 120V118H68V116H62L61 118H60V116H61V114L59 115V117H58V120L59 121H61V123L59 122V121H57V118L55 119V118H53V120L51 119V118H49L48 116H46L45 115V113H44V108H48L50 105H51V103L52 104H54L53 102L55 101V104H56V102H59L60 100H62L61 99V97L63 98V102L65 101V99H66V101L67 100H73L74 102L75 101H78V103H80V101H81V99H82V101H83V99L84 98H82V97H84V96H81V95H83L81 92H79L80 90L75 86V85H73L72 83H70V84H72L73 85V87H74V89H72L71 87V85L68 83V85L66 84V83H62L61 82V84H59L60 82V80H56V74H54V76L56 77V78H54L55 79V81H54V79H52L53 78V74H52V72L54 71H49V72H51V74L50 73H48V70H47V68H45V69H42L41 68V66H38V65H36V68H35V66L33 67H29V66H26V67H28V68H30V70L28 69V68H26L25 66H24V69L26 68L27 69V71H28V73H26V69H25V71H24V69H23V67H21V65H17L16 64ZM21 68H20V67ZM19 67V68H18ZM37 67H39V68H37ZM34 68V69H33ZM55 68V70L57 69V70H64V73L66 72V69H64V68H62V67H60V66H55L54 67ZM53 68V69H54ZM12 69H13V71H12ZM15 69V70H14ZM18 69H22L21 71L19 70V72L20 73H17L18 72ZM32 70V71H31ZM42 70V71H41ZM10 71H11V73H10ZM31 71V72H30ZM44 71V74L45 75H42L43 73H41V72H43ZM14 72H16V74L15 75H13V73ZM23 74H22V73ZM31 73V76L32 77H34V75H35V80H36V77H37V82L35 81V83H34V78H32L29 74ZM35 72V73H34ZM48 74H47V73ZM25 73L26 74H28V75H26L25 76ZM37 73H38V76H37ZM2 74V75H1ZM6 74H8V75H6ZM10 74V75H9ZM17 74H18V76H17ZM42 76H41V75ZM50 74V75H49ZM20 75H23V76H21L20 77ZM47 75V76H46ZM51 76L52 78H50V80H48V82H47V84H49L48 86L45 84L46 83V77L49 79V76ZM3 76V77H2ZM40 76V77H39ZM45 76V77H44ZM1 78H3V81H4V83L2 84V79ZM21 78H23L22 80H21ZM45 78V79H44ZM19 79H20V81H22V84L24 85V87H23V85L22 84H19V83H21V82H19ZM41 79V80H40ZM16 80V81H15ZM18 80V81H17ZM38 80H40V81H42L41 83L38 81ZM43 80L45 81V82H43ZM29 81H30V83H31V81H32V85L34 86V87H32V86H29L28 87V83H29ZM49 81H51L52 83H54V84H56V87H55V85H54V88L56 89H54L53 90V87H52V85L53 84H51V82L49 83ZM54 81V82H53ZM59 83H58V82ZM14 82H15V85H14ZM19 82V83H18ZM24 82V83H23ZM34 83V84H33ZM57 83H58V86H57ZM8 84H13V88L15 87V89H13L10 85V87H8ZM17 84V85H16ZM43 84H45V86H47V87H49L47 90V92H46V90L45 91H43L44 89H46V87H44V85ZM64 84V86H62ZM0 85V86H1ZM22 86V91L21 90H19V89H21L20 87H17V86ZM36 85V86H35ZM39 85V86H38ZM51 85V86H50ZM61 87H60V86ZM6 86V87H5ZM26 86V87H25ZM40 87V88H38V87ZM70 86V87H69ZM37 87V88H36ZM51 87V88H50ZM58 87H60V92L58 93V94H60V95H58V94H55V92L57 91V89H58ZM7 88H8V91H6L7 90ZM9 88H10V91H9ZM17 88V89H16ZM19 88V89H18ZM25 88H27V96H26V98L27 97H29L28 96V94L30 93L28 90H33L34 88H35V90H33V91H31V93L33 92L34 93V96H32L33 95V93L31 94L30 93V97L29 98H27V100L29 99V100H32V102H33V100H34V102L36 103V105L34 104V102L32 103V102H30V104L28 105V103L26 104V109H27V114L30 116V117H28V115L26 114V109H23V108H21V109H14V108H11V104H13V103H11L13 100L14 101H18V98L19 97H22V96H24L25 97V94H26V92H25ZM66 88L68 89V91H66ZM75 88H77V89H75ZM37 89H43V90H41V92L43 91V93L44 92H46V96L45 95H43L41 92L39 93V90H37ZM49 89H51V93H50V90ZM62 89V90H61ZM15 90L17 91V94H16V92H15ZM59 90V89H58ZM77 90H78V92L80 93H76L77 92ZM4 91H6V92H4ZM21 92L22 94H23V92H25V94L24 95H22L21 93H19V92ZM35 91L36 92H38V94L36 93L35 94ZM54 93H53V92ZM73 91V93L74 94H72L71 92ZM74 91H76V92H74ZM14 93L15 92V95L14 94H12V93ZM58 92V91H57ZM66 92H68V94L66 95ZM4 93H6L7 94V97H4V96H6V94L4 95ZM9 93V94H8ZM47 93H49V94H47ZM64 93H65V95H64ZM75 98V99H78V100H75V99H73V97L70 95V94ZM41 96H40V95ZM79 94V96H81V99H79L80 97L78 96V97H76V95H78ZM11 95V96H10ZM35 95L37 96V97H35ZM50 95H52L53 97H51ZM62 95V96H61ZM68 95H70V96H68ZM75 95V96H74ZM3 96V97H2ZM43 96H45V97H47V98H43V100H41L40 99V101H42V102H39L38 103V101H39V99H38V97L39 98H41V97H43ZM48 96H50V97H48ZM56 96V98H58V99H56V98H54ZM59 96V97H58ZM61 96V97H60ZM68 96V97H67ZM34 97V98H33ZM64 97H66V98H64ZM72 97V98H71ZM3 98V99H2ZM5 98H7V100L5 99ZM26 98H24V99H26ZM33 98V99H32ZM37 98V99H36ZM52 98V100H50ZM54 98V99H53ZM69 98V99H68ZM71 98V99H70ZM44 99H45V101H44ZM48 99V100H47ZM38 100V101H37ZM54 100V101H53ZM87 99H84V101L82 102V103H85L86 105H88V106H90V102H89V100L88 101H86ZM51 103H50V102ZM29 102V101H28ZM45 102V103H44ZM49 102V103H48ZM46 103L47 104H49L48 106L46 105ZM76 103V102H75ZM31 104H33V106L35 105V111L38 113L37 115V117L35 116L36 115V112L35 111H33L34 109H33V106H31ZM45 104V105H44ZM43 105H44V108H42L43 107ZM47 106V107H46ZM38 107V108H37ZM40 107V108H39ZM25 108V107H24ZM28 108H30V110L31 111H29L28 110ZM37 108V109H36ZM33 109V110H32ZM45 109V112L47 111ZM37 110H39V111H37ZM42 110H43V112H42ZM35 112V113H34ZM41 112V113H40ZM34 113V115H32ZM44 113V114H43ZM34 116L33 118H32V116ZM40 114V115H39ZM41 114H43L42 115V117H39V116H41ZM63 115H65V114H63ZM46 118H45V117ZM47 117L49 118V119H47ZM66 117V118H65ZM39 118H40V120H39ZM41 118H43V119H41ZM44 118H45V120H44ZM62 118H63V120L64 119H66L65 121H62ZM77 118H79L80 120H78ZM51 119V120H50ZM71 119H72V122H71ZM82 119V120H81ZM43 120V121H42ZM40 121H42V122H44L43 124H42V122H39ZM48 121V122H47ZM55 122V121H57L56 122V124L54 125V123L53 122ZM77 121H78V123H77ZM45 122H47L46 124L48 125V127H46L47 125L45 124ZM49 122H50V124H52L53 123V125H50L49 124ZM64 122V123H63ZM67 122H69L70 123V125L73 127H77V124H79L78 126L79 127H75L74 128V130H73V128L72 127H70V125L69 124H67V125H65ZM57 123L59 124V127H62V128H58V125H57ZM76 125H75V124ZM95 125H94V124ZM40 124H42V125H40ZM60 124H61V126H60ZM73 124V125H72ZM85 124L86 125H90L89 127L88 126H85ZM92 124V125H91ZM44 126L45 128H41L40 126ZM93 125H94V127H93ZM51 126V127H50ZM56 126H57V128H56ZM63 126H64V128H63ZM81 126V127H80ZM54 129H53V128ZM82 127H84V128H82ZM91 127H93V128H91ZM96 127H97V125H96ZM51 128V130H48V129H50ZM69 128V129H68ZM72 128V129H71ZM79 128H80V131H82V132H80L79 131ZM82 128V129H81ZM85 128L87 129L88 128V133H87V131H85ZM89 128H91V129H89ZM56 129V130H55ZM98 129V130H97ZM58 130V131H57ZM71 130H73V131H71ZM77 132H76V131ZM90 130V131H89ZM97 130V131H96ZM85 131V132H84ZM57 132V133H56ZM63 135V137H61L60 138V133ZM80 132V133H79ZM84 132V134H81V133H83ZM51 133H53V136H55L56 134H57V137L55 136L54 138H58V141L60 142H58V141H55V139H54V142L52 141L53 139H51L50 140V138H52L53 136L51 135ZM54 133H56L55 135H54ZM87 133V134H86ZM101 133V132H100ZM46 134H48V136H46ZM59 134V135H58ZM75 134H77V135H75ZM94 134H95V136H94ZM42 135V136H41ZM52 136V137H50V136ZM65 135V136H64ZM67 135H69L70 137H68ZM71 135H73V137L71 136ZM80 135V136H79ZM81 135H86L87 137H83V138H81ZM89 135V136H88ZM90 135H92V136H94V138L92 137V136H90ZM39 136V137H38ZM46 136V138L48 139V137H49V139L47 140L46 138H44V137ZM96 136H97V138L98 137H100V138H98V139H96ZM41 137H43L44 138V140L46 141V143H45V141L43 140V138H41ZM64 137L66 138V139H68V138H70V140H66V139H64ZM68 137V138H67ZM90 137V138H89ZM31 138H32V140H31ZM37 138H38V141H37ZM60 138V139H59ZM63 138V139H62ZM73 138H77V140H79L80 138L81 139H83L84 141L86 140V144H87V147H86V144H84L81 140L79 141V143L78 144H80V145H77V142L78 141H76V142H74L75 140L73 139ZM85 138V139H84ZM88 138L91 140V142H89V140H88ZM92 138H93V140H92ZM105 138V139H104ZM108 138V139H107ZM33 139H35V140H33ZM71 139H72V141H71ZM105 141H103V140ZM110 142H108L107 143V140ZM41 141V143H40V141ZM63 140V141H62ZM65 140V141H64ZM44 141V142H43ZM50 141V142H49ZM62 141V142H61ZM100 141H103L102 143H103V145L101 144V142ZM32 142H33V144L34 145H31L32 144ZM35 142V143H34ZM36 142H38V144H36ZM49 142V143H48ZM64 142V143H63ZM66 142V143H65ZM74 142V143H73ZM101 146H99V145H97V143ZM48 143V144H47ZM50 143H55V145L54 144H51L50 146H49V144ZM57 143V144H56ZM65 144V145H63V144ZM69 143H71V144H73V147L71 146V144H69ZM76 143V144H75ZM84 145H83V144ZM91 143V144H90ZM94 143H96L95 145H93ZM40 144V145H39ZM42 144V145H41ZM59 144L61 145L62 144V146L60 147L59 146ZM105 144H107L108 146L110 145V147H107V145H105ZM112 144V145H111ZM38 145V146H37ZM48 145V146H47ZM59 146L58 148H56V146ZM67 145H69V146H71L73 149L74 148H76L77 147V153H79V154H81V155H79L78 154V156H77V153H76V151L75 150H73L71 147H66ZM75 145H77L76 147H75ZM83 145V146H82ZM97 149H91V148H94L93 146ZM115 145V146H114ZM30 146H31V148H30ZM40 146H41V148H40ZM79 146H81L82 148H80ZM98 146V147H97ZM105 146H106V149H105ZM63 147V148H62ZM64 147H65V149H64ZM86 148V150H84L85 148ZM89 147H91V148H89ZM103 147H104V149L106 150H104L103 149ZM113 147V148H112ZM118 149H117V148ZM33 148H35V151H34V149ZM57 150H56V149ZM61 148V149H60ZM69 148H71V149H69ZM101 148L103 149V151L101 150ZM31 149H32V151H33V153H32V151H31ZM51 149H55L54 151H55V153H54V151L52 152L51 151ZM59 149V150H58ZM66 149H68L69 151L67 152L66 151ZM79 149V150H78ZM82 149V150H81ZM89 149L91 150V151H89ZM114 150L113 152H114V154H112V156H115L116 155V158H118L117 156H119V158L116 160V158L114 157V159H115V161H114V159H112L113 157L111 156V153H113V152H111V150ZM38 150V151H37ZM62 150V154H61V151ZM71 150H72V152H75L74 154H75V156H74V154L71 152ZM84 150V151H83ZM92 150H94L93 152H92ZM100 150V151H99ZM108 150V151H107ZM117 150V151H116ZM17 151V152H16ZM37 151V152H36ZM83 151V152H82ZM87 151L88 152H90V153H87ZM57 152V153H56ZM67 153L66 155H67V157H64V158H59L60 156L61 157H63V156H66L65 155V153ZM84 152H86L85 153V155L83 154L82 155V153H84ZM103 152H105V153H103ZM107 152H111V153H108V156L106 157L105 155H107ZM15 153V154H14ZM16 153H18V154H16ZM19 153L22 155H19ZM33 155H32V154ZM58 153H60L61 155H58ZM73 154V157H72V154ZM91 153H93V154H91ZM94 153H96V154H94ZM100 153V154H99ZM120 153V154H121ZM50 154H54L53 156H54V158L50 155ZM55 154L57 155V156H55ZM103 154H105L104 156H103ZM14 155H18V156H16V157H18V158H16L15 159V156ZM29 155V156H28ZM71 156V157H68V156ZM94 155V156H93ZM110 155V156H109ZM24 156V158L27 156V157H29L28 159H27V157L25 158V159H27V160H25V159H22V158H20V157H23ZM32 156V157H31ZM49 156L50 157H52V159H54V160H52L51 159V161H53V162H55V164L53 163V162H51L50 161V159H49ZM59 156V157H58ZM79 156H80V159L81 160H79L78 158H79ZM85 156V157H84ZM89 156H91V158L89 157ZM97 156H99V159H98V157ZM31 157V158H30ZM48 157V158H47ZM81 157H84V158H81ZM93 157V158H92ZM109 157H112L111 158V160H109L110 158ZM36 158V160H34V159ZM57 158H59V159H57ZM66 158V159H65ZM77 160L78 159V161H76L75 159ZM86 158H88V159H86ZM95 158V159H94ZM101 158V159H100ZM105 158H108L107 159V161H105V163H108L110 166H107L108 168H106V169H108L107 171H106V169H105V167L106 166H104L105 164H104V160H106ZM46 159L48 160V161H46ZM64 161V159H65V162H66V160H68L66 163L65 162H63L62 160ZM83 159V160H82ZM92 159H94V160H92ZM17 160V161H16ZM19 160H21V162L19 161ZM23 160V161H22ZM28 160H32V162H28ZM39 160V161H38ZM60 161V163H58L57 161ZM70 160V161H69ZM72 160V161H71ZM73 160H75V161H73ZM98 160V161H97ZM119 160V161H118ZM19 161V162H18ZM25 161H26V163H25ZM35 161H37V162H35ZM80 161H84V162H80ZM85 161H89V162H87L88 163V166H87V163L85 164ZM92 161H94V162H92ZM96 161H97V163H96ZM112 161V162H111ZM22 162H23V164H25V166L27 165V166H30L31 164H32V166H30V167H24V169H23V164H22ZM30 163V164H28V163ZM35 162V163H34ZM44 162V163H43ZM47 162V164L45 165V163ZM62 162V163H61ZM70 162V164L68 165V163ZM112 164H110V163ZM115 162H116V165H117V163H118V165H119V167H118V165L116 166L115 165ZM120 162H122L121 163V165L119 164ZM125 162V163H124ZM33 163H34V165H33ZM38 163V165H41L40 167H42L43 165L42 164H39ZM52 163V164H51ZM58 165H57V164ZM65 163V164H64ZM75 164V165H72V164ZM80 163H83V164H80ZM92 166H94V167H90L91 165ZM94 164V165H93ZM107 164V165H108ZM114 164V165H113ZM123 164H124V166H123ZM126 164V165H125ZM53 167H52V166ZM64 165V166H63ZM78 165V166H77ZM81 165V166H80ZM22 166V167H21ZM61 166L60 167H58L57 169H61L62 170V168H61ZM67 166H68V168L69 167H71V169L70 170H68V168H67ZM116 166V167H115ZM129 168H128V167ZM22 169H21V168ZM39 167V166H38ZM43 167V168H44ZM55 167V168H54ZM78 167V168H77ZM81 167V168H80ZM111 167V169H109ZM120 167H124V168H120ZM77 168V169H76ZM97 168V167H96ZM20 169V170H19ZM98 169V170H99ZM100 169V171H102ZM105 169V170H104ZM128 169V171H126ZM12 170V171H11ZM24 170V171H25ZM31 170V169H30ZM29 170V171H30ZM110 170V171H109ZM114 170V171H113ZM122 170V171H121ZM26 171V172H27ZM113 171V172H112ZM121 174V175H120ZM117 175V176H116ZM129 175V176H128ZM127 176V177H126ZM119 177H125L126 179H127V183H122V181L121 180H118V178ZM112 178H113V180H112ZM124 178V179H125ZM130 178V179H129ZM100 179H102V177L100 178ZM112 181H111V180ZM116 179H117V181H116ZM120 179V178H119ZM125 179V180H126ZM121 184H119V185H121ZM186 190V189H185ZM190 190H192V189H190ZM186 191H189V190H186ZM185 191V192H186ZM195 192V193H194ZM188 193V195H192V197L191 198H193L194 200H195V197H196V199H197V195H200L199 193H197L196 191H189V192H187ZM194 193V194H193ZM206 194V193H205ZM187 195V196H188ZM187 196H185L184 197V202H182L183 204V206H181V207H183V209L180 207V205H181V203L179 204V202H181V201H183V200H181V201H178V199L177 200H175V198H173L172 199V197H171V200L168 202L169 204H171V201H176V202H174L175 203V205L173 206L172 204H174V203H172L171 205H169L170 207L172 206V208H170L171 210H173L175 213H176V215L177 214H179V213H182L183 212V214L181 215V214H179L180 216H183V218L185 217V215H186V217L185 218H187V216L188 217H190L188 220L190 221V219L192 220L193 219V221L195 222V226H196V228H195V230L199 233V238H200V243H201V241L203 242L202 243V246L203 247H206L207 249H213V251H215L216 250V252L217 251H219L220 253H224V254H226V255H228L229 257H231V259H233V260H236V259H238V261L239 260H241V258H243L244 260H247V262H248V264H259V259H258V253L260 252V250L261 249H264V243H261V240L262 239H264V238H260L259 237V234L258 233H256V231H255V229H251L250 230V226L246 229V232H247V235H245L243 238H241L240 237V235H239V233L237 232V231H233V227H232V225L229 223V221H228V218L227 217H225L222 221H220V220H218L217 219V217H216V215L215 214H207L206 213V211L205 210H203V208H202V205H203V202L201 201V202H198V201H194L193 199V201L191 200H189V198L187 197ZM186 200H188V201H186ZM178 201V202H177ZM185 201H186V204H184L185 203ZM187 202H189V203H187ZM178 204V205H177ZM194 204H199L200 205V210H198L196 207H192L191 205H194ZM177 206V207H176ZM177 208V209H175V208ZM184 207H185V209H187V210H185L184 209ZM174 208V209H173ZM179 211V212H178ZM182 211V212H181ZM98 212V213H97ZM97 212H95V213H93V215L91 216V217H87V218H91V220L92 221H88V219L86 218V216L84 217V218H86V222H85V219L83 218V221L81 220V219H79V218H77L78 220H80L81 222H82V224L84 223L85 225H86V227L88 226V227H91V224H92V222H93V224H92V233L94 234V236H95V238L98 240L99 238H102L103 237V235L106 237V240H105V237H103V239H100L101 241L99 242V240H98V244H96L97 243V240L94 238V244H90L91 246H93V248L91 247V246H89L90 247V249L89 248H87V245L86 246H84V252H86V250H87V252H88V254H86V256L88 257V259L90 260L91 259V257L93 258V259H91L93 262H92V264H105L106 262L108 263V264H151V263H153V261H155V260H153L154 258L152 257V256H156V258H157V263L159 262V264L160 263H163V264H165V262H166V264H185V262H186V264L187 263H189L190 261V264L192 263V264H202V262H203V264H205V262L203 261V259L202 260H200L201 262H198L199 260L198 259H200L199 257H197L194 253H193V255H195V257H197V258H191V257H189V256H191L192 255V253H188L187 251H181V250H183V249H181V248H177L178 250H179V252L178 251H176L175 250V252H177V255H178V257H177V255L175 254V256H174V254H173V256L175 257H173L172 256V253H173V250L177 247V246H175V248L174 249H172V247H170L169 245H171V244H165L167 247H165V245L162 243L161 245H160V243L162 242V239H161V241H160V239H159V235L161 234L160 232H158V231H156V227H157V225L155 226V227H152L151 228V230H153V231H155L154 233H153V231H152V233L154 234V237L152 236V238H155L154 240H153V242H150L149 240H147L146 239V237L144 238V239H146L145 240V246L142 244V243H140V244H142V245H140L139 246V244H138V248L140 249V248H142L143 246H144V248H142L141 250H139L138 248V250L139 251H141L140 252V255H139V251L136 249V247L135 248H133L134 250H132V248L131 247H128V249H127V245L130 243V242H128L127 240H126V238L128 237L127 236V234L126 233H130L131 231H130V229L131 230H133L134 228H133V226H132V224H131V228H128V229H124L123 228V226L124 227H126L125 225H122L121 223H122V219L123 218H125V219H128L129 217H131V216H128V215H131V213H127V212H124V215L126 216V217H124L123 216V214H121V213H119V214H121L122 215V217L123 218H121V215H116V214H114V213H112L114 216L116 215V218H114V216L111 214L109 217H111L112 216V218H114V220L117 222V225H115L114 227H113V229L114 228H117V229H115V233L116 232H118L119 233V238L117 239V238H114L115 240L117 239V241H115L114 239H112L113 238V234L112 233H110L111 231L113 232V229L110 231L109 230V228H107V229H101V227H103L102 225H104V226H109L110 224H109V219L110 218H108V219H105V215H103V216H101L102 215V211L101 210H99V211H97ZM186 212H187V214H186ZM184 213H185V215H184ZM0 214H2V213H0ZM5 214V213H4ZM97 215H100V216H97ZM2 216V217H1ZM88 216V215H87ZM77 217V216H76ZM76 217H74V218H76ZM80 217V216H79ZM95 217H96V219L98 220V222H97V220L95 219ZM119 217L121 218L120 219V221H121V223L118 221L119 220ZM0 218L1 219H4V221H6L5 220V216H3V215H0ZM74 218H71V220L69 221L68 219H61V220H58V221H60L59 223H61L60 225H61V228H59V229H57L58 227H60V225H58L59 223H57V222H53V227H55V229L51 226L52 224H47V223H43L42 225H39V226H41L40 228L43 230L42 232L40 231V229L38 228V227H35V226H30V228H26V226H24V225H20V224H22V223H20V222H18L19 224V226L17 225V223L16 224H14V223H12V222H10V221H6V223L8 224V226H7V224L4 222V223H1L3 220H1L0 219V229H4L5 227L3 226L4 224H5V226H7L6 228H8V229H10L11 231H5L6 230V228L4 229V230H0L1 231V233L2 232H4V234H5V236L4 235H2L1 233V238L3 239V237H4V239L6 238V240L4 241V239H3V241L2 240H0V242H2L1 244L3 245H0V264H31V263H33V264H35L36 262L38 263V261L34 258V257H32L33 256V254L32 253H28V251L27 250H25L24 248L22 249L21 248V243H20V240L21 239H23L22 238V234H25V233H27L26 231V229H28V230H30L29 232H34L36 235H40V237H42V239L44 240V241H46V242H48V244L49 245H51V246H53V248L55 249L57 246V243H58V246H61L62 245V243H64L63 244V246H64V248H66V247H68L70 250H72V248L74 247V245L75 244H73V243H75V240H74V238H76V234L77 235H79V233H77V231L75 230L76 229V221H77V219H76V221H75V219ZM96 220V221H93L94 219ZM111 218V219H112ZM105 219V220H104ZM117 219V220H116ZM186 219V220H187ZM62 220H64L63 222H62ZM68 220V221H67ZM74 220V221H73ZM105 222H104V221ZM106 220H108V224H107V221ZM130 220H131V222L132 223H134L133 221H132V219L131 218H129L128 219V222H130ZM103 222V223H100V222ZM192 221V222H193ZM66 222H67V224H66ZM68 222H70V223H68ZM74 223V226H72L73 224L72 223ZM111 222V221H110ZM118 222H119V224H118ZM224 223L225 225H227V228H225L223 231H219V230H213V231H208L207 229H204L203 231H201V228L203 227V226H205V225H212V224H217V223ZM79 223V222H78ZM86 223H89V225L88 224H86ZM91 223V224H90ZM96 223H98V224H96ZM106 223V224H105ZM237 223H238V225H239V227L240 228H243L244 227V221L242 220V218H241V220H239V221H237ZM1 224H3L2 226H1ZM47 224V225H46ZM54 224H57V225H54ZM63 224H65V225H63ZM72 224V225H71ZM102 224V225H101ZM120 224L122 225V226H120ZM130 224V223H129ZM44 225V226H43ZM50 227H49V226ZM69 225H70V228H69ZM97 225V226H96ZM99 225L101 226V227H99ZM119 225V226H118ZM134 225V224H133ZM9 226H12V227H9ZM23 226V227H22ZM45 226H46V229H45ZM48 226V227H47ZM58 226V227H57ZM97 227V228H94V227ZM135 226V225H134ZM19 227H21L20 229H19ZM33 229H32V228ZM63 227H65V228H63ZM72 227H74V228H72ZM99 227V228H98ZM26 228V229H25ZM48 228V229H47ZM50 228V229H49ZM111 228V227H110ZM123 229V230H121V229ZM159 229L161 228L160 226L158 227ZM157 228V230H159ZM15 231H14V230ZM21 229H25V233H24V231L22 230V231H20ZM51 229H53L52 231H50ZM57 229V230H56ZM61 229H63V230H61ZM64 229H66V231L64 230ZM71 229H73V231H70ZM99 230V235H98V230ZM101 229V230H100ZM162 229V228H161ZM13 230V231H12ZM33 230V231H32ZM36 230V231H35ZM45 230V231H44ZM55 230H56V232L58 231V230H60L61 231V233H60V231L58 232V234L55 232ZM69 230V231H68ZM103 230V231H102ZM105 230H106V232H105ZM107 230H109L108 232L110 233V234H112V235H110V234H108V232H107ZM123 231V232H121V231ZM124 230H126L127 232H125ZM129 230V231H128ZM254 230V231H253ZM63 231H65V233L63 232ZM100 231H101V233H100ZM9 232H11V234L12 235H10V233ZM12 232H15V233H12ZM51 232H53V233H51ZM67 232H69L68 233V235H67ZM76 234H75V233ZM103 232H105V234L103 233ZM113 232V233H114ZM124 232H125V235H126V237L123 235L124 234ZM133 232H135L134 230H133ZM133 232H131L132 233V235H130V234H128V235H130V236H133ZM9 234V236H8V234ZM43 233V234H42ZM47 233L49 234V235H51V236H49V235H47ZM56 233V234H55ZM63 233V234H62ZM70 233L71 234H73V235H71L70 236V238L72 239L73 237V240H71L68 236L70 235ZM150 234H151V232H149ZM157 233V234H156ZM159 233V234H158ZM16 234H18L19 236L21 235V237H19L18 235L16 236V237H13V236H15ZM46 234V235H45ZM56 236H55V235ZM107 234V235H106ZM117 234V233H116ZM150 234H149V236H150ZM67 237H66V236ZM108 235H110V236H112V237H109ZM121 235H122V243H125L126 241L128 242V244H127V242L125 243V244H122L121 243ZM156 235H158V236H156ZM47 236V237H46ZM54 236V237H53ZM59 236V237H58ZM73 236V237H72ZM93 236V237H94ZM99 236H102V237H99ZM111 239V240H113V242L111 243V242H109L108 241V237ZM129 236V237H130ZM145 236V235H144ZM11 237H13L14 239H12L11 238V240H10V238ZM20 238V240H19V238ZM58 237V239H55V238H57ZM62 237V238H61ZM64 237V238H63ZM66 237V238H65ZM125 237V239L123 240V238ZM147 237H148V235H147ZM231 237V240H232V246L231 247H225L224 245H226L227 243H228V241H229V238ZM0 238V239H1ZM131 238V237H130ZM130 238H128V240L130 239ZM7 239H9V240H7ZM16 239H17V241H16ZM46 239H48V240H46ZM66 239V240H65ZM70 239V240H69ZM144 239H143V241H142V239H140V242L142 241V242H144ZM156 239H158V240H156ZM25 240V239H24ZM22 241L21 240V242L22 243H25V241ZM64 240V241H63ZM67 240H69L70 242L68 243L67 242ZM103 240V241H102ZM12 242V244H13V246L11 247V243L9 244V242ZM51 241L53 242V243H51ZM62 241V242H61ZM108 241V242H107ZM118 244H116L115 242ZM118 241H119V243H121V244H119L118 243ZM154 241H155V243L156 244H153L154 243ZM159 243V245H160V247H159V245H158V243ZM17 242H19V243H17ZM103 242H104V244H103ZM56 243V245H54ZM60 243V244H59ZM68 243V244H67ZM70 243L72 244V245H70ZM93 243V242H92ZM101 243H102V245H101ZM139 243V242H138ZM151 243V244H150ZM109 244V245H108ZM110 244H111V248H112V250L111 249H109L108 250V248H110L109 246H110ZM112 244L114 245V246H112ZM147 244H148V246H147ZM8 245V246H7ZM69 245V246H68ZM107 245V246H106ZM117 245V246H116ZM119 245H122V246H119ZM149 245H150V247L151 248H154L155 247V249H153V253H152V250L151 251H148V250H150L151 248H147V247H149ZM152 245V246H151ZM153 245H156V246H154L153 247ZM158 245V246H157ZM162 245H163V247H162ZM173 245V244H172ZM175 245V244H174ZM174 245H173V247H174ZM253 245V246H252ZM6 246H7V248H6ZM54 246H56V247H54ZM70 246H72V247H70ZM95 246V247H94ZM100 248V250H101V248H104V250H106V247H107V250L105 251V252H110L111 253V251H113L110 255L112 256V255H114L113 257H110V255L108 254V253H106V254H108V255H106L105 254V252H104V250L102 249L101 251L103 252V255H102V252H100V250H99V248ZM115 246H116V248H117V250H118V254H116V256H115V253H114V251L116 252V248H115ZM124 246H126V247H124ZM208 246V247H207ZM251 246V247H250ZM9 247V248H8ZM85 247L87 248V249H85ZM97 247V248H96ZM121 247H124L125 249H127V250H125L124 248H121ZM157 247V248H156ZM254 247V249L256 250L257 248H259L258 250H254V249H252ZM5 248V249H4ZM22 249V253H21V249ZM58 248V247H57ZM56 248V249H57ZM67 248V249H68ZM114 248V249H113ZM120 248V249H119ZM132 250V251H135V252H132L130 249ZM147 248V249H146ZM168 248H170V250L172 249V251H170L169 252V249ZM205 248V249H206ZM252 250H251V249ZM20 251H19V250ZM68 249V250H69ZM82 249V248H81ZM91 250L92 252H94L95 251V255L93 254V253H91L90 254V252L91 251H89V250ZM137 251H136V250ZM145 250V251H142V250ZM10 250V251H9ZM25 250V251H24ZM97 250V251H96ZM99 250V251H98ZM111 250V251H110ZM119 250H121V251H119ZM125 250V251H124ZM156 250V251H155ZM158 250V251H157ZM167 250V251H166ZM12 251V252H11ZM123 251V252H122ZM23 252H27L26 253V255L24 256V255H22V254H24ZM97 252H99V253H97ZM121 252L123 253V255L121 256ZM127 254H126V253ZM137 252V253H136ZM146 252H148V257L150 256V259H151V261L150 260H147V259H149V258H147V256H145L147 253ZM159 254H158V253ZM166 252V253H165ZM174 252V253H175ZM182 253V256L180 255L181 253ZM184 252H187V253H185V254H187V255H185V254H183ZM253 252H255V253H257V255L255 254V253H253ZM12 253V254H11ZM101 253V254H100ZM117 253V252H116ZM130 253V254H129ZM133 253V254H132ZM145 253V254H144ZM153 254V255H151V254ZM169 253V254H168ZM171 253V254H170ZM178 253H180V254H178ZM249 253V254H248ZM83 254V251L81 250V254L80 255H82ZM98 254H99V256L100 255H102L101 256V258L104 260V261H106V262H104L99 256H98ZM137 254V255H136ZM144 254V255H143ZM150 254V255H149ZM162 254V255H161ZM167 254V255H166ZM189 254H191V255H189ZM18 255H19V257H18ZM80 255H79V258H80ZM90 255V256H89ZM117 255H119V256H121V258L120 259H115V261H114V258L116 257H118ZM129 255V256H128ZM133 257H132V256ZM160 255H161V257H160ZM164 255H165V257H164ZM170 255V256H169ZM193 255H192V257H193ZM21 256V257H20ZM29 256V257H28ZM94 256H95V259H94ZM125 256V257H124ZM126 256H127V259H126ZM142 256H144L145 258H143ZM159 258H158V257ZM26 257V258H25ZM97 257V258H96ZM104 257H105V259H108L107 257H110L109 259H111L112 258V260L114 261H111L110 263H109V261H107V260H105L104 259ZM123 257V258H122ZM130 257H132L131 259L132 260H134V261H131V259H130ZM153 259H152V258ZM177 257V258H176ZM183 257V258H182ZM235 257V258H234ZM25 258V259H24ZM29 259V258H32L34 261H32V262H29L30 260H32V259H29V260H26V259ZM124 258H125V260H124ZM133 258H135V259H138L137 261L135 260V259H133ZM190 258V259H189ZM123 259V260H122ZM142 259H146V260H142ZM159 259V260H158ZM176 259H177V261H176ZM181 259H183V260H181ZM192 259H193V261H192ZM197 259V260H196ZM100 260V261H99ZM120 260H122L121 262L122 263H119L120 262ZM126 260H129L128 261V263H127V261ZM161 260V261H160ZM180 260H181V262H180ZM187 260H189V261H187ZM36 261V262H35ZM102 261V262H101ZM117 261V262H116ZM124 261H126V262H124ZM147 263H146V262ZM163 261H165V262H163ZM185 261V262H184ZM197 261V263H195ZM98 262V263H97ZM100 262V263H99ZM124 262V263H123ZM143 262V263H142ZM148 262H150V263H148ZM184 262V263H183ZM36 263V264H37ZM156 263V262H155ZM156 263V264H157ZM39 264V263H38ZM82 264V263H81Z\"/></svg>",
    "mask_w": 264,
    "mask_h": 264
}]
</instances>
